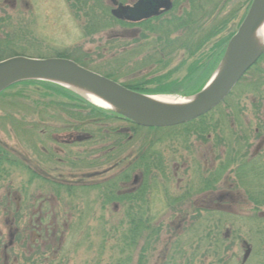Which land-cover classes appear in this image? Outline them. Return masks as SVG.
I'll use <instances>...</instances> for the list:
<instances>
[{
	"label": "rangeland",
	"instance_id": "rangeland-1",
	"mask_svg": "<svg viewBox=\"0 0 264 264\" xmlns=\"http://www.w3.org/2000/svg\"><path fill=\"white\" fill-rule=\"evenodd\" d=\"M117 1L126 5L134 0ZM197 1L207 2L203 7L206 14L218 6L217 13L213 11L217 21L229 19L220 38L236 30L249 6V0ZM181 3L182 6L173 12L175 16H180L183 10L189 11L186 3ZM111 9L108 0H0V49H3L0 59L65 56L124 85L152 78L169 82L189 73L198 55L191 57L184 49L176 48L188 38L196 43L202 34L198 23L189 33L175 31L171 38L175 43L161 47L144 31L140 32L143 42L137 41L133 35L135 29L122 28L110 16ZM195 10L194 7L191 11L193 15ZM6 34L9 37L4 40ZM255 77L249 73L243 81L246 84L241 82L234 89L232 103L241 96V91H251L247 83ZM25 91L24 95L13 94L9 99L20 104L15 106L17 108L9 107L8 101L0 98V158L11 163L0 174V232L5 237L10 230L6 222L11 216L32 214L34 220L44 216L43 230L55 221L56 234L45 239L44 251L39 252L41 257L36 259L38 263L136 264L144 237L140 245L134 247L127 244L125 234L120 242L121 228L117 221L124 214L123 207L118 204V212L110 202L101 215L100 200L91 185L112 179L117 183L126 171L127 163L137 154L143 152L148 156L153 152L167 163L165 178L156 180L162 186L153 183V188H167L172 197L184 193L188 197L179 207L168 208L158 190L150 193L149 215L153 218L154 228L159 231L152 248L140 258V264H264V154H253L259 136L253 140L251 154L242 158L246 165L240 167V174H235L239 162H227L232 155L231 148L236 149L234 137L228 132L225 137L230 151L223 157L212 152L207 154L212 150L211 145L199 144L191 136L186 139L179 128L136 130L122 150L116 149L109 154L106 148L109 144L105 142L70 145L62 142L69 132H58L55 128L73 121L69 113L44 105L45 99L34 104L37 97L28 94L31 93L29 90ZM166 97L183 98L179 95ZM252 97L247 94L244 105L247 111L237 118L241 121L239 131H248L249 135L257 128L255 116L264 128V98L254 115L252 106L247 104ZM42 110H46L47 116L41 114ZM12 120L20 127L14 128ZM116 126L124 128L123 123ZM49 133L47 139L45 134ZM52 134H57L58 138ZM158 137L160 142L155 145ZM218 163L225 164L224 172L214 185L215 190L196 192L197 187L205 185L199 174L212 171ZM137 172L134 173L136 177ZM132 175H129L128 184L132 182ZM50 182L74 184L73 196L68 199L62 193L61 201L52 197ZM129 187L126 185L124 190ZM218 196L224 197L219 200ZM14 226L18 232L23 228L21 224ZM10 259L11 256L9 262Z\"/></svg>",
	"mask_w": 264,
	"mask_h": 264
},
{
	"label": "trees",
	"instance_id": "trees-1",
	"mask_svg": "<svg viewBox=\"0 0 264 264\" xmlns=\"http://www.w3.org/2000/svg\"><path fill=\"white\" fill-rule=\"evenodd\" d=\"M180 2L186 3V6L189 9L188 12L183 10V13L180 16L177 15L175 16L174 14L173 15L168 14L167 18L164 20L161 18H155L151 20H146L143 23H161V24L167 23V25L173 24L172 31L170 32L172 34L175 31H179V30L187 31V33H189L195 27L194 24L198 23V25L201 26L200 28L202 30L201 29L199 30H201L202 34L201 37L197 39L196 43L193 42L192 40H189L188 38L185 41L181 42L179 45H177L176 48V50L184 49L185 52L190 53L189 56L191 57L195 54L198 55V57L195 59V61L191 64L189 68L191 70L185 77L181 79H175L169 82H162L160 78H152L145 81L142 80L143 82L134 81L129 85L122 84L127 89L145 95H179L182 97H189L197 94L206 84L212 73L216 70L218 64L222 59L226 44L229 38L234 34L235 30L232 31L227 37L220 38L219 35L225 30L226 25L229 23V19L217 21L218 18L217 16H214L213 13L214 12L217 13L216 10H218V6L213 7L212 10L214 12L211 11L206 14V11L203 7L206 5L207 2L200 3L197 0H176L172 12L175 11V9L179 6ZM250 2L251 0H249V4ZM194 7L196 8L195 15H193L191 12L194 9ZM197 13H199V15H196ZM241 21L242 19H240V21L237 24L239 25ZM209 23L211 25L206 28V25H209ZM169 29H171V27H169ZM6 36L4 40L9 37L8 34H6ZM172 36L166 35L164 37H158L156 39V42L159 45H161V47L164 46L170 47L175 43L174 40L171 39ZM4 45L8 46V44H4ZM0 51H3V49H0ZM60 58L68 59V57L65 56H60ZM73 61L78 65L86 68L83 62L75 59H73ZM263 64H264V53L257 60L256 64L245 75L246 77L249 73L252 72L254 73V76H256L254 81L251 83L252 84L251 91L250 92L241 91V96L238 97L236 102L232 103L231 101L232 93H231L218 107H216L210 113L194 121H191L187 124L174 128H169V130H175V129L178 130L179 128V131H181L185 137L194 136L196 139L202 141L207 140L206 136L208 135L219 136V140H218L219 143L223 146L225 145L224 146L225 149H230V146L227 145L229 141L225 137L226 136L225 132H228L230 133V136L232 135L234 137L235 140L234 145H238L240 141L244 140V135L243 133L239 135L237 133H233L231 131L230 125L232 124L231 122L233 120H237L238 116L241 117L243 112H245L244 105L247 98V94H252L253 98L255 97L254 99L256 101V104H259L260 100L263 99L262 87L264 86V70L261 68ZM105 77L112 79L110 76H105ZM245 77L242 78L241 82L244 81ZM241 82L239 83V85L241 84ZM243 84L246 83L243 82ZM14 90L17 93L16 92L10 93L11 91ZM25 90L31 91V93L28 92V94L33 95L34 98L37 97V99L35 98L33 101L34 104L37 105L40 103L42 99H45L47 102H45L44 105L55 106L58 107L61 112L67 111L69 113V117H71L73 121L70 123H65L64 126H59L55 128L57 129L55 131L58 132H61L63 130L69 132L66 136V139L62 141L68 145L78 144L80 142H87L89 144L93 142H105L109 144L108 146H106V148L109 150L108 153L111 154L113 153V151L122 150L126 145L125 143L131 141V138L133 137L135 131L142 129L135 126L134 124L122 118L116 113L99 109L88 104L83 99L79 98L77 95L53 83L42 82V81H23L10 86L7 90H5L0 94V98H4L5 100H7L9 107L17 108L15 106H19L20 104L15 103L16 101L12 102L9 99H11V96H13V94L16 96L24 95L23 93L27 92ZM60 98L66 100V102H63L62 100L59 101ZM7 103L5 104L7 105ZM67 108L70 109L68 110ZM254 109L255 112H257L259 107L255 106ZM42 111L41 114L43 115L44 113V116H47L46 110H42ZM9 120H11V118H9ZM117 123H123L124 128H120L116 126ZM12 125L14 126V128L20 127L19 123L15 122V120H12ZM146 130L159 131V130H168V129H146ZM50 133L45 134V137L47 139L50 138ZM52 135L57 137V134H52ZM56 137L55 140L57 141L58 137L57 138ZM111 141L112 144L110 143ZM158 142L159 141L155 142V144H158ZM151 145H153V143ZM234 150L236 149L231 148V152H233ZM136 161H138L137 165L140 166L142 184H147V183L158 184V182L156 181L159 178L158 176L164 178L163 177L164 165L162 163L163 157H159L156 154L148 155V156H144L142 154L137 158ZM130 163H131V167L129 166L130 168L126 170L129 172L128 173L126 171L124 172V178H123L124 182H129L130 181L128 180L129 175L134 173V168L132 167L134 165V162L132 161ZM134 167L137 166L134 165ZM124 199L127 203H132L134 196L133 194L128 193L124 196ZM133 209H134L133 206H129V205L125 206V211H126L125 213L130 218L132 217L131 215ZM140 213L142 215H149V214H144L142 212ZM130 218L129 220H127V223H125V228H124L125 232L129 234V236L126 238L127 241H129L128 242L129 244L133 240L132 232L136 231L135 228L133 227V222H132L133 220ZM149 224L150 222L147 219L139 220L138 232H141L140 235H142L144 232L149 231L148 228ZM152 230H154L153 234L157 237L159 229L156 228ZM140 258H142V255Z\"/></svg>",
	"mask_w": 264,
	"mask_h": 264
},
{
	"label": "water",
	"instance_id": "water-1",
	"mask_svg": "<svg viewBox=\"0 0 264 264\" xmlns=\"http://www.w3.org/2000/svg\"><path fill=\"white\" fill-rule=\"evenodd\" d=\"M114 7L116 19L135 23L157 16L171 8L169 0H138L123 6L108 0ZM264 20V0H252L249 9L228 41L220 64L205 87L179 105H168L139 94L63 58L33 59L21 56L0 62V93L23 81H42L56 84L88 103L118 114L143 128H168L193 121L218 106L238 81L264 52L257 50L251 38ZM74 89L83 90L106 106H98Z\"/></svg>",
	"mask_w": 264,
	"mask_h": 264
},
{
	"label": "flooded vegetation",
	"instance_id": "flooded-vegetation-1",
	"mask_svg": "<svg viewBox=\"0 0 264 264\" xmlns=\"http://www.w3.org/2000/svg\"><path fill=\"white\" fill-rule=\"evenodd\" d=\"M137 1L138 0H134L133 2H131L127 5H132ZM169 1L171 3V8L168 11L160 12L157 16H155L151 19L161 18L164 20L167 18L168 14L173 15L174 13L172 11L174 9V6H175L174 4H175L176 0H169ZM181 4L182 3L180 2L178 7L182 6ZM151 19H148V20H151ZM144 21H146V20H142V21L135 22V23H129V22H122L121 21L119 24L122 25L121 26L122 28H124V27H131L132 29L134 28L135 30L133 31V35H134V37L136 36L137 41H139V42H143L142 40H144V38L140 37L141 31L148 33V35H150L155 42H156V39L158 37H164L166 35H170V36L173 35L172 33H170L172 31L173 24L167 25V23H164V24H161V23H143ZM169 27H171V29H169ZM140 39H142V40H140ZM140 46H142V44H140ZM262 66H264V64ZM261 68L264 70V67H261ZM252 74H254V73H252ZM140 81H141V79H140ZM141 82H143V81H141ZM252 82L247 83V85L250 84V86H252V84H251ZM262 90H263L262 96L264 98V86L262 87ZM247 104L252 106V108L254 110L253 114L257 115L255 113L254 107L255 106L259 107L261 105V103L256 104L255 99L252 97V99H249L247 101ZM245 111H247L246 107H245ZM255 117L257 119V125H256L257 128H254V130L252 129L253 132H250V135H249L248 131L243 133L244 134V140L240 141L239 145H235L236 150H234L232 152V155H229V159L227 160V162H230L232 164L239 162V164L236 165V166H238V169H237V171H235V174H237V173L240 174L239 173L241 171L240 167L246 165L245 164L246 160L243 162L242 158H246V154H251L250 148H251L252 143L254 142L253 140L257 139V136H259L258 137L259 140H258L257 147L255 148L253 154H264V128H263L262 122L258 120L257 116H255ZM231 123L232 124L230 125V128H231V131L233 133L238 134V132H241L238 129L239 123H241L240 119L233 120ZM217 132H218V130H217ZM251 133H252V135H251ZM191 137L194 138L199 144H204V145L207 144L208 146L211 145L212 150L206 152L207 154L212 152L213 154H221L223 157L224 154H228L230 151V150L228 151L227 149H225V147H224L225 145L223 146L219 143V141H218L219 136H213V135L209 136L208 135V136H206L207 140H205V141L196 139L194 136H191ZM185 138L188 139V136ZM250 138L252 139L251 140L252 142L249 141ZM159 140L160 139L158 137L157 141H159ZM159 142H158V144H159ZM142 154H144V153L142 152L141 154H137L135 156V158L133 159L134 165H136L137 167H134V165L132 167L134 168V173H135V171H138L137 172L138 176L136 177V176H134V173H132L133 175H132V182L131 183L128 184V182H124V180H123L124 172H123V174H121L122 176L120 177V180H118L117 183L113 182L112 181L113 179H112L111 181H103L101 183H95V184L91 185V187H93V189L97 193V198L100 200V204L98 206V209H99L101 215H102V212H105L104 208L110 202L114 203L113 208H115L116 211L118 210V212L120 210V207H123V209H124L123 213L124 214H121L119 217L120 220L117 221V223L119 224V227L121 228V230H120L121 231L120 232V242H122L121 238L124 234L126 235V237L129 236V234H127V232H125V230H124L125 223H127V220H129V218H130L125 213L126 212L125 206L129 205V206L134 207L132 215H131L132 217L130 219L133 220L132 221L133 227L135 228L136 231L132 232V237H133L132 242L129 244L128 243L129 241H127V244L129 246L132 245L133 247L136 245H140L142 236L144 237L143 246L141 249H139L136 264H140L141 255L143 256V254L146 251H148L150 248H152V244L156 242V236L153 234L154 230H152V229H155L153 226V223H152L153 218H151L150 215H142L140 213V212H142L144 214H149V199H148V197H150V193L152 191L155 192L156 190H158L159 194L161 195L160 197H161L162 201L164 202V204L168 208L179 207L181 204H184V201L188 197L187 193H184L182 196L179 195L178 197H172L170 194L168 195L167 188H161V189L158 188L161 184H158L159 186H157V189L153 188V185L151 183L142 184L141 183L140 166L137 165L138 161H136L137 158ZM152 154H158V153L152 152ZM237 159H239V161ZM162 163L164 165L163 166L164 167L163 168V173H164L163 177L165 178V175H166L165 172L167 170V163H166L164 158H163ZM224 164L218 163V165H216V167L213 168L212 171H210V172H207V170L205 172L202 171V173H200L199 175L205 181V185L197 187L196 192L204 193L205 191L215 190L216 187L214 185H216L218 183L219 175L222 172H224V170H222L224 168ZM6 165H11V163H7L3 158H0V174L3 172V169L9 168V166L5 167ZM127 165H126V170H128L131 167V163H128ZM158 177L161 180L163 179L160 176H158ZM49 184L52 186V188H51L52 197L53 196L56 197V199H58L59 201H61L60 197H61L62 193L68 199H70L74 194V190H75L74 184L53 183V182H50ZM126 185H128L130 187L128 189L124 190ZM190 190L192 191V189H190ZM128 193L133 194V196H134L132 203H127L124 199V196ZM221 197H224V196H218V199L220 200ZM118 204H121V206L119 207ZM24 206H26V205H24ZM146 208H147V210H146ZM211 208L214 209V206L212 205ZM72 209H74V207ZM145 212H147V213H145ZM11 215H14V214H11ZM196 217H198V216H196ZM141 219L142 220L147 219L150 222L149 227H148L149 231L144 232L142 235H140L141 232H138L139 231L138 223H139V220H141ZM43 221H44V216L42 218L39 217V218H36L34 220V219H32V214L31 215H25L24 214V215H21L19 217L11 216V220L6 222V223H8L7 226H9L10 230L5 234V237H3L2 232H0V264H40V262L38 263V261L36 259H39L41 257L39 254L44 251L45 239L48 237L53 238L54 235L56 234V230L54 229L55 228V224H54L55 221L50 222L51 225L48 224L47 226H45L44 230L42 228V225L44 223ZM15 224H21V226L23 227L22 230H20V232H18V230L15 229V226H14ZM17 235H19V236H17ZM5 239H7V240L5 241ZM16 250L22 251L21 254L15 253ZM10 256H11V259H10L11 261L9 262Z\"/></svg>",
	"mask_w": 264,
	"mask_h": 264
},
{
	"label": "bare ground",
	"instance_id": "bare-ground-1",
	"mask_svg": "<svg viewBox=\"0 0 264 264\" xmlns=\"http://www.w3.org/2000/svg\"><path fill=\"white\" fill-rule=\"evenodd\" d=\"M251 44L257 50H259L263 47V45H264V20L262 21V23L259 25V27L254 32V34L251 38ZM74 90L76 92H79L81 95L86 97L88 100H90L94 104H96L98 106L108 107L103 102H101L98 98L91 95L90 93L85 92L83 90H78V89H74ZM152 98H153V100H155L159 103L168 104V105H179V104L187 102V100H185V99H178V98L166 97V96H155Z\"/></svg>",
	"mask_w": 264,
	"mask_h": 264
}]
</instances>
